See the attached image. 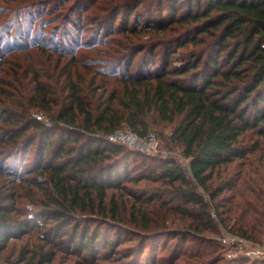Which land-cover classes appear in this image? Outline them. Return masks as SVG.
<instances>
[{
	"label": "trees",
	"instance_id": "16d2710c",
	"mask_svg": "<svg viewBox=\"0 0 264 264\" xmlns=\"http://www.w3.org/2000/svg\"><path fill=\"white\" fill-rule=\"evenodd\" d=\"M86 1L74 3L80 12L79 24L86 15L94 16L92 46L101 33L115 32L119 18L122 34L172 30L176 35L150 47L140 45L133 53L119 44L121 51L110 47L107 52L95 51L94 58L62 43L61 50L47 47L60 59L56 64L46 65L42 59L31 65L47 72L33 73L35 86L26 105L2 111L0 116V146H7L4 154L14 162V172L6 169L5 161L0 163V264H52L62 247L69 254L87 253L92 263L110 260L122 238L113 240L100 227L81 223L91 221L89 216L121 221V207L132 209L127 223L138 230L134 234L140 237V256L134 264H140L144 242L157 240L159 233H171L143 206L159 200L185 216L199 217L200 222L211 220L209 202L197 188L208 191L212 199L220 196L216 206L236 220V234L264 241V186L249 187L251 195H246L244 190L236 192L240 175L215 187L212 183L215 172L219 175L223 167L245 161L255 152L258 145L245 144L246 134L264 137V0ZM141 52L146 55L134 65ZM54 69L59 71L53 79ZM41 76L58 88L41 81ZM96 88L100 93L93 91ZM41 111L49 124L34 116ZM159 125L172 127L169 141L182 148L190 177L175 159L136 154L129 146L109 140L118 129L145 136ZM34 145L38 155L34 167L25 172L32 177H24L10 189L7 185L13 181L7 180L22 164L20 153L29 154ZM144 181L161 182L164 187H139ZM5 186L13 192L7 193ZM17 188H24L30 202L40 205L34 215L30 211L19 216ZM225 192L230 195L223 197ZM125 196L132 200L130 207ZM35 230L51 231L50 239L59 241L48 240L41 246L30 241L20 247L17 259L12 254L2 257L17 246L12 240L30 237ZM171 237L178 239V246L188 240L182 232H172Z\"/></svg>",
	"mask_w": 264,
	"mask_h": 264
},
{
	"label": "rangeland",
	"instance_id": "374dc122",
	"mask_svg": "<svg viewBox=\"0 0 264 264\" xmlns=\"http://www.w3.org/2000/svg\"><path fill=\"white\" fill-rule=\"evenodd\" d=\"M75 1L76 0H60L58 4L57 0H0V116L6 110L22 107L23 104L26 105V98L35 86V76L33 73L36 71L40 74L47 72L43 67H32L31 65H37L42 59L47 61L46 65H50L51 62L56 64L57 61H60L57 55L49 53L47 47L51 50H61L62 47L60 44L63 43L64 46L69 45V48H71L70 50H77L79 55L84 54L86 58H94L96 57V54L94 55L95 51L107 52L110 47H116L118 51H121V48L118 46L119 44L129 47V53H133L140 45L150 47L153 43H163L165 39L176 35H174L172 30H169L165 34H153L150 32L122 34L118 32L122 25V20L119 18L115 26V32L109 36H104V33H101L100 41L96 46H92L89 42L92 41L95 36L93 35V29L95 28H91L90 24L94 16L90 19L89 14L86 15L88 17H86L85 22L79 24L77 17L80 12L76 9ZM86 3H93V0H88L85 4ZM69 14L71 22L68 20ZM97 16L99 17V15ZM132 22L131 20L130 25ZM80 29L82 31H80ZM81 32L83 33L81 34ZM56 33H58L57 36H55ZM79 43H82L81 47H79ZM188 49L190 50V48ZM144 55L146 54H143V52L139 53L133 61L134 65H136ZM102 56L105 57L104 55ZM147 59L149 58L147 57ZM88 64H90V62H88ZM112 66V64H108L107 67L110 68ZM58 71L59 70L54 69L50 72L54 75L53 79L57 77ZM81 71L83 72V70H80V72ZM20 75L21 79L19 77ZM85 75L88 77L92 76L89 72L85 73ZM40 79L52 87L58 88L55 83H52L53 80L46 79L43 76H41ZM91 87L94 89V86ZM93 91L97 92V88ZM89 94L93 95L92 91L89 92ZM53 99L56 100L55 97ZM96 99L97 98H95V104H98ZM38 113L39 114L36 113L34 116L37 117L40 115L42 117L40 121L49 124L48 119L44 116V112L41 111ZM0 127H3L1 123ZM151 130L157 137L158 150L156 154H146L134 148H128H130L131 151L135 150L136 154L139 152L142 155L145 154V156L148 155L151 158L155 157L163 161L175 159L190 177L189 160L184 156L183 150L179 145L169 141L168 137L171 134L172 127L159 125L153 127ZM243 140L245 144L250 147L256 143L258 147L255 152L250 154L245 161H236L235 163L229 164V166L223 167L219 175L215 172L212 175V183L215 187L221 185L220 183L228 180L229 177L233 175H240V181L238 182L236 192L240 189L244 190L246 195H251L249 187H255L256 185L264 186V137L254 132H249ZM35 146L36 145L31 147L29 154H26L24 150L20 153V161L22 164L12 175L14 177L7 180L8 182L13 181L11 182L12 184L8 183L7 185L10 189L18 185L24 177H32L27 173L25 174V172L34 167L35 157L38 155L35 151ZM6 151L7 146L1 145L0 163L3 164L5 161L6 169H11V172H14V170H12L14 163L12 162L13 158H8V155L4 154ZM134 158L133 156L131 161H134ZM0 168L2 167L0 166ZM3 170L5 171V169ZM144 172L147 174V171ZM139 173L140 170L137 172V175H139ZM127 185L132 188L131 183L127 182ZM159 186L164 187L161 182L144 181L139 187L156 188ZM7 187L5 186L4 189L7 193L13 192L8 190ZM130 188L128 190H130ZM18 190L19 192H17ZM197 192L209 202L208 213L211 220L207 219L205 222H200L199 217H194L193 214H191V216H185L171 209L170 206L164 207L159 200H155L152 204L146 203L143 206L147 215L149 214L150 217L165 223L167 228H169L168 231H171V233H159L157 240H146L142 248L143 256L140 264H230L227 262L229 259L225 256V249L221 244L220 238L222 236L224 237L227 232L235 233L233 229L236 220L231 217L229 213L225 212L224 208L222 210L220 205L219 207L216 206V203L219 204L220 196L219 198L212 199L210 198L209 192L202 188H197ZM16 194L20 201L18 204L19 216L21 214H28L30 211L32 212L31 215H34L35 210L40 208V205L35 202H30L29 199L32 198L29 197V194H26L24 188H17ZM229 195L230 192H225L223 197H228ZM39 197H41L40 193ZM125 197L130 201L128 204V207H130L132 200L129 196ZM120 198L122 199V196ZM229 205L230 204H228V206ZM218 208L223 212L222 216L220 212L217 211ZM118 213H120L121 221L111 222L109 219H102L100 216H94L96 218L89 216V219H91V221L94 220V222L86 221L85 223H81V226L85 224L92 225V229L100 227L102 231L105 232V234H109L113 240L122 238V243L116 246L115 252L111 255L108 253L110 255V260L103 259L96 263H92L89 262L90 260L87 253L82 254V256H78L77 253L69 254L70 251H63L64 248L62 247V250L57 252V256L52 264H134L137 257L140 256L138 247L141 245V242L140 237L134 234L138 230L133 224L127 223V220H131L132 209L127 210L126 207L124 209L121 207ZM191 223L194 226L190 227ZM172 232H182L183 235H187V242L182 246H178V239L171 237ZM50 233L51 231L47 230H35L30 237L25 236L18 241L12 240L17 246H15L12 251L6 252L2 257L5 258L12 254V257L17 259L20 247L30 241L32 243H37L39 246L43 243L45 245L48 240L56 244L59 239H50ZM197 239H201L204 243H200ZM259 242L264 243V241ZM155 245L158 246L156 247ZM45 247L46 249L50 248L49 245ZM133 251H135V253L132 256L131 253ZM177 251L178 258L173 260L174 252ZM126 253L127 255H131L125 257ZM254 261L256 260L249 259L245 264H251Z\"/></svg>",
	"mask_w": 264,
	"mask_h": 264
},
{
	"label": "built area",
	"instance_id": "2783aa9c",
	"mask_svg": "<svg viewBox=\"0 0 264 264\" xmlns=\"http://www.w3.org/2000/svg\"><path fill=\"white\" fill-rule=\"evenodd\" d=\"M42 119L40 115L37 116ZM109 140L114 143L127 145L146 154H156L158 150L157 137L154 133L139 136L127 129L114 131ZM225 249V256L230 260L249 258L264 262V243L247 239L235 233H226L220 238Z\"/></svg>",
	"mask_w": 264,
	"mask_h": 264
}]
</instances>
